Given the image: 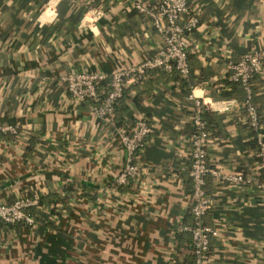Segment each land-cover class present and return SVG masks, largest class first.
I'll use <instances>...</instances> for the list:
<instances>
[{
	"label": "crops",
	"instance_id": "obj_1",
	"mask_svg": "<svg viewBox=\"0 0 264 264\" xmlns=\"http://www.w3.org/2000/svg\"><path fill=\"white\" fill-rule=\"evenodd\" d=\"M188 2L200 14V29L188 40L202 69H195L188 100L172 81L157 86L159 101L155 91L143 96L157 129L141 152V178L121 186L127 152L120 129L96 116L91 103L75 105L62 78L72 72L110 78L154 57L161 36L127 0H0V126L19 130L0 136V204L80 187L62 215L50 218L53 227L0 229V264H175L176 255L191 254L190 234L182 228L193 220V126L183 108L189 101L195 108L193 90L207 101L229 100L216 95L226 57L264 50V0ZM91 12L101 15L91 19ZM154 71L165 73H147ZM130 106L135 121L148 118ZM239 109L206 111L208 165L223 176L243 172L264 184ZM207 190L212 209L204 222L219 236L211 240L206 264H264L262 191L212 174Z\"/></svg>",
	"mask_w": 264,
	"mask_h": 264
},
{
	"label": "built area",
	"instance_id": "obj_2",
	"mask_svg": "<svg viewBox=\"0 0 264 264\" xmlns=\"http://www.w3.org/2000/svg\"><path fill=\"white\" fill-rule=\"evenodd\" d=\"M131 8L138 14L149 18L152 27L161 36L163 46L156 55L139 65L130 66L118 70L110 78V89L106 96H102L100 84L108 80L105 74H92L87 72H72L62 78L63 83L75 105L93 103L92 112L114 124L112 117L115 105L123 97L124 90L129 84H135L143 80L150 70H162L165 72L177 71L183 78L190 74L188 60L189 40L188 35L199 28V12L191 7L188 0H157L151 4L144 0H127ZM101 12H91V19H97ZM88 17V15L86 16ZM226 74L231 82L241 83L247 93L245 101V122L255 133L259 147L258 158L260 167L264 169V124L256 106L252 102V91L248 85L254 75H264V50H252L244 54L238 62L229 61L226 66ZM191 99L194 101V114L192 116L193 133L189 138L191 145L190 177L192 180L191 225L184 226L182 230L191 234V253L195 256V264H206L210 253L211 240L219 236V231L204 222V217L212 209V197L207 190V177L209 174L232 184H255L256 188L264 194V184L258 182L256 177H247L243 172H235L223 176L218 170H211L208 165V148L212 131L205 114L207 110L222 108L226 112L237 110L240 104L236 99L221 102L205 100L197 97L194 90L191 91ZM16 126H0V135L18 134ZM154 134L153 127L145 118L137 120L134 128L129 132L119 130L121 146L127 152L126 167L117 178L121 186L136 183L141 178V152L144 150L148 138ZM39 203V196L32 199L20 198L12 204H0V220L15 225L23 222L29 226L36 224L34 218L27 214L26 210L35 207Z\"/></svg>",
	"mask_w": 264,
	"mask_h": 264
},
{
	"label": "trees",
	"instance_id": "obj_3",
	"mask_svg": "<svg viewBox=\"0 0 264 264\" xmlns=\"http://www.w3.org/2000/svg\"><path fill=\"white\" fill-rule=\"evenodd\" d=\"M199 19H200V14H199ZM199 29H200V25H199V28L195 30L192 34L197 32ZM255 49L262 50L260 49V47L257 46L256 48H252L248 50V52L255 50ZM188 60L190 64V74L187 78H183L177 71L165 72L163 74H160L159 72L154 71L151 73H147L143 80L135 84H132L130 87L126 88L124 90L123 97L119 99L115 105V112H114V116L112 117V119L114 123L116 124V126H118L120 130H124L126 132H129L132 128H134L137 121L133 119V113H132L131 106H130V103H131V105L134 106L135 108L144 110L147 113L148 118L146 120L153 127L154 132H155L157 129V120H155L153 116L150 114L151 111L147 110L145 107L142 106L143 96L144 95L149 96L151 93L155 91L156 93L153 94V97H154L153 99L154 100L156 99L159 101V98L158 97L156 98V96L160 95L162 91H157L160 88V86L158 88L157 86L160 84H167L168 82L172 81L174 84H176V87H179L180 91L183 93V95L186 96L188 100L190 88L195 83V77H196L195 69L197 68L202 69L201 63L197 59L195 54H190L189 52ZM239 60L234 59V58L232 59L231 57L228 58L227 56L226 64H228L229 61L238 62ZM228 75L229 73H227L222 80L218 81V83L220 84H219V88H217L218 94L216 95L220 99H236L240 104L239 110L242 111L243 114H246V109H245V101H246V96H247L246 90L241 83H235V82L229 81ZM110 80L111 78H108V80L100 84L101 85L100 90L102 92V96H106V94L108 93L110 89ZM248 85L251 87V91H252V102L256 106L258 113L261 116V119L263 120L264 118V95L258 94V92L262 87H264V79H262L258 74L254 75ZM130 94L131 95L134 94V96H130ZM260 100L263 101V103H261ZM183 110H186L188 114H190V121L193 126L192 116L194 114V107L191 105L190 101L187 102V105L185 108H183ZM205 116L207 118V113L205 114ZM187 124L188 123H185L184 126L186 127ZM245 128H247L250 131L249 137H250L251 145L254 148H257L258 153H259V147L257 144L255 133L250 129L248 125ZM192 133H193V129L189 131V138ZM30 147H31V144H30ZM189 161L191 165V158L189 159ZM79 189L80 187H75L73 184L66 185V187H64V191H62L61 193H51V194H48L47 196L40 197L38 205L35 207L27 208L26 212L27 214L31 215L34 218L36 223H42L45 227H53V224L50 221V218L60 217L62 215V211L67 208L69 202L72 200L74 193H76ZM22 223L23 222H20L15 225L17 226ZM15 225H10L0 220V229L4 227L13 228L15 227ZM190 238H191V234H190ZM189 247L191 250L192 249V238L190 239ZM210 252H211V249H210ZM174 260H175V264H195L196 262L195 256L192 253L185 255V256L176 255L174 257Z\"/></svg>",
	"mask_w": 264,
	"mask_h": 264
}]
</instances>
